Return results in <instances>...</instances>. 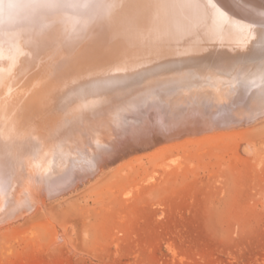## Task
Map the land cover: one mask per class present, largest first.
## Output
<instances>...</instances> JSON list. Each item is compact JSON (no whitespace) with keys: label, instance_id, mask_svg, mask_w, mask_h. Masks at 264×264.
I'll return each instance as SVG.
<instances>
[{"label":"bare ground","instance_id":"6f19581e","mask_svg":"<svg viewBox=\"0 0 264 264\" xmlns=\"http://www.w3.org/2000/svg\"><path fill=\"white\" fill-rule=\"evenodd\" d=\"M211 49L244 62L239 78L150 80L158 62ZM258 121L264 0H0V225L143 152Z\"/></svg>","mask_w":264,"mask_h":264},{"label":"rangeland","instance_id":"374dc122","mask_svg":"<svg viewBox=\"0 0 264 264\" xmlns=\"http://www.w3.org/2000/svg\"><path fill=\"white\" fill-rule=\"evenodd\" d=\"M227 51L160 61L150 80L192 67L234 82L245 64ZM139 157L1 224L0 264H264V122Z\"/></svg>","mask_w":264,"mask_h":264}]
</instances>
